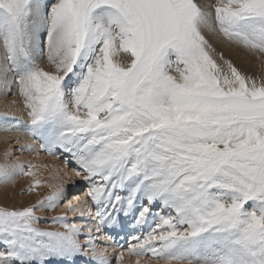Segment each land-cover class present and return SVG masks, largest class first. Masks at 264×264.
I'll list each match as a JSON object with an SVG mask.
<instances>
[{
  "label": "snow or ice",
  "instance_id": "obj_1",
  "mask_svg": "<svg viewBox=\"0 0 264 264\" xmlns=\"http://www.w3.org/2000/svg\"><path fill=\"white\" fill-rule=\"evenodd\" d=\"M210 36L264 67V0H0V264H264V71Z\"/></svg>",
  "mask_w": 264,
  "mask_h": 264
},
{
  "label": "rangeland",
  "instance_id": "obj_2",
  "mask_svg": "<svg viewBox=\"0 0 264 264\" xmlns=\"http://www.w3.org/2000/svg\"><path fill=\"white\" fill-rule=\"evenodd\" d=\"M209 38L212 40V42L218 48H221L220 43L224 44V47L227 46L228 49H230V52L225 50L224 48H221V49H223V51L226 53V55L229 56L238 66L244 68L246 71H249L251 73H256V74H259L262 71H264V67H262L261 62L259 60L255 59L254 56H250L243 49H239V48H236L233 46H229L226 42H222L217 37L210 36ZM231 51H232V53H231ZM234 53H237V56H234ZM243 59H244V61H243ZM8 79H11V77L9 76ZM0 95H1L0 100H2V101H7L10 98L14 99L15 98V88L13 87L11 93L8 95H4L3 91H1ZM9 143L15 144V141H10ZM16 154L20 155V153H16ZM48 157H50V156H48L46 153H40L38 157H36L34 154L30 155L28 153H25L23 158L32 159L33 163L40 166V171H41L42 168L46 165V163L48 161ZM50 158H52V157H50ZM54 163L60 164L61 167H63L61 161H54ZM25 180L27 181L28 178L20 176V177H17L15 179L14 183L13 182L8 183V184L12 185V188H14V189H12L10 191V193H8L5 196V198L3 199L1 204H7L9 206H11V205L19 206L22 204H28V203L34 202L37 199L36 194H27V193L24 195L20 194V189L22 187H25L27 184L24 182ZM84 186L85 185H78L79 188H81V187L84 188ZM3 190H4L3 186L0 185V191H3ZM71 192H72V190L70 189L69 194H71ZM0 194H1V192H0ZM61 209H62V207L53 210V212H51V213L42 214V215H45V219H42L40 221V226L41 227H57L56 225L50 224L46 217L50 216V215H54L57 212L62 211ZM38 214H40V213H38Z\"/></svg>",
  "mask_w": 264,
  "mask_h": 264
},
{
  "label": "bare ground",
  "instance_id": "obj_3",
  "mask_svg": "<svg viewBox=\"0 0 264 264\" xmlns=\"http://www.w3.org/2000/svg\"><path fill=\"white\" fill-rule=\"evenodd\" d=\"M220 47L221 48H224L225 50H227V51H229L230 52V49H228V47L226 46V47H224V44H222V43H220ZM234 52V51H233ZM231 53H232V51H231ZM234 56H237V53H234ZM239 59V58H238ZM243 61H244V59H243ZM0 93H1V91H0ZM0 97H1V95H0ZM12 99L10 98L9 100H7V101H2V100H0V113H2V112H4V111H9L10 113H13V114H15L16 116H21L22 115V113L19 111V108H20V106L19 105H11L10 104V101H11ZM26 118V117H25ZM5 134L4 133H0V153H2L3 152V149H4V147L6 146L5 145V143H4V141H3V136H4ZM8 135H10V136H16L17 135V133H15V132H13V133H9ZM10 142V141H9ZM54 164V161H53V159L52 158H50V157H48V161H47V163H46V165L42 168V170L40 171L41 173H42V175H43V177L45 178H47V176H48V167H46V166H50V165H53ZM45 170V171H44ZM44 172V173H43ZM25 183H27V181L25 180L24 181ZM0 185H2L3 186V188H4V190L3 191H0L1 192V194H0V204L2 203V201H3V199L5 198V196L8 194V193H10V191L12 190V189H14V188H12V185H10V184H0ZM85 187V186H84ZM79 188V187H78ZM83 189L84 188H79V190H80V193L82 194V192H83ZM74 194H76V192H74L73 190H72V192H71V194H69V199L71 198V196L72 195H74ZM36 196H37V194H36ZM62 211H63V208L61 209ZM133 261H134V258H133ZM125 264H128V261H126L125 262Z\"/></svg>",
  "mask_w": 264,
  "mask_h": 264
}]
</instances>
